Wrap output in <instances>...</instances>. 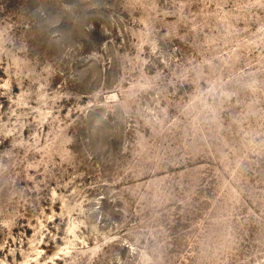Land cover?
Listing matches in <instances>:
<instances>
[{"label":"rangeland","instance_id":"obj_1","mask_svg":"<svg viewBox=\"0 0 264 264\" xmlns=\"http://www.w3.org/2000/svg\"><path fill=\"white\" fill-rule=\"evenodd\" d=\"M0 264H264V0H0Z\"/></svg>","mask_w":264,"mask_h":264}]
</instances>
